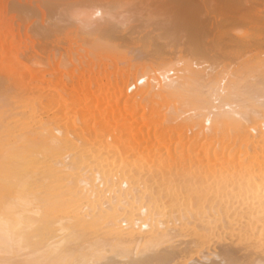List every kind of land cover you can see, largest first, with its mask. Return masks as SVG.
Instances as JSON below:
<instances>
[{
  "label": "bare ground",
  "instance_id": "bare-ground-1",
  "mask_svg": "<svg viewBox=\"0 0 264 264\" xmlns=\"http://www.w3.org/2000/svg\"><path fill=\"white\" fill-rule=\"evenodd\" d=\"M39 1L0 0V264H264V59L235 31L242 0L220 69L208 38L143 61L91 43L96 11L37 59Z\"/></svg>",
  "mask_w": 264,
  "mask_h": 264
},
{
  "label": "rangeland",
  "instance_id": "rangeland-1",
  "mask_svg": "<svg viewBox=\"0 0 264 264\" xmlns=\"http://www.w3.org/2000/svg\"><path fill=\"white\" fill-rule=\"evenodd\" d=\"M42 0L39 1V3H41ZM46 1V0H45ZM99 3H97V2ZM105 0H49L46 1L44 4L41 3V5L43 6V14L42 17L41 13L36 12V17L34 16L33 18H35V20H28V22L25 24V28L28 26L30 27V25H32L30 31L32 35H35L36 37H44L46 36L49 39L48 43H44V44H40L39 47L37 48L39 51V55L36 56L37 59H40L41 56L49 55L52 54L53 51L56 53V57L57 60L59 61L64 54V50L66 51V49L62 50L60 49V52H57V50L55 51L54 49V45L57 41V38L64 36V34L66 33H70L67 31H73L75 29L76 25H79L83 19L88 15V13L90 12L93 15H96L95 17H93V21L94 23H91V27L94 28V30H91V33H89L90 35L93 34L95 37L91 36V43L93 41L94 44L99 45L101 42L104 44H100V45H107L112 47L113 46V50H119L122 53H125L128 55H133L137 61L141 60L143 61L146 58H149L150 56H152L153 54L155 55L156 53H160V52H164L165 49L170 48L171 46H178L181 45L183 46L184 49H186V45L184 42H188V43H194V40L192 39H196L198 41L199 38H202L201 40L198 41V43H200V41H206L207 43L209 42V44L207 45L208 48L212 49V52H209L208 55L206 56V60L208 62V64H210L209 66H216L219 65L217 67V69L221 68V64H225L227 62H231L234 57L232 56H228L229 54L226 53V51H223L226 48V39H222V42L224 40L223 43H221L220 40H216L219 35L224 34L226 31L227 33L230 32L229 30L234 29L235 27H233L235 25V23H230L232 22V20L230 21V16H231V7L234 6L233 4L231 5L230 3H233V0H226L228 2H226L225 0H106L105 2H103ZM264 0H242L241 2H243V4H241L242 6V10L244 7V10L247 13V17H251L252 19H254V23H247L245 21V23H241L240 25L237 24L238 28H235L237 30H235L236 32H239L237 34L240 35H250L252 36L253 34V46L252 47L254 50L251 51L252 54L253 53H257L258 51V56L259 58H263L264 59ZM44 2V0L42 1ZM90 2V3H89ZM94 2V3H93ZM124 2V3H123ZM127 2V3H125ZM161 2V3H160ZM168 2V3H166ZM171 5H169L170 3ZM173 2V3H172ZM179 2V3H178ZM207 4H206V3ZM255 2V3H254ZM58 3V4H57ZM113 3V4H112ZM138 3V4H137ZM155 3V4H153ZM161 5H160V4ZM118 6H117V5ZM125 4V5H123ZM127 4V5H126ZM135 4V5H134ZM145 4V5H144ZM152 4V5H151ZM167 4V5H166ZM175 4V5H174ZM221 4V5H220ZM229 4V5H228ZM253 4V5H252ZM255 4V5H254ZM99 5V6H98ZM107 5V6H106ZM119 5L121 6V8L119 7ZM129 5V6H128ZM166 5V6H165ZM177 5V6H176ZM185 5V6H183ZM202 5V6H201ZM207 5V6H206ZM209 5V6H208ZM224 5V6H223ZM231 5V6H230ZM260 5V6H259ZM47 6V7H45ZM49 6V10L46 11L45 9H47ZM98 6V7H97ZM125 6V7H123ZM152 6V7H151ZM165 6V7H164ZM174 8H173V7ZM230 6V7H229ZM246 6V8H245ZM45 7V8H44ZM183 7V8H182ZM196 7V8H195ZM221 7V8H220ZM224 7V8H223ZM253 7V8H252ZM257 7V8H256ZM262 9H261V8ZM58 8V9H57ZM108 8V9H107ZM110 8V9H109ZM124 8V9H122ZM130 8V9H129ZM136 8V9H135ZM142 8L144 9L143 11L140 12V10H142ZM229 8V9H228ZM250 8V9H249ZM83 9V11H82ZM97 9V10H95ZM105 9V10H104ZM121 9V10H120ZM147 9V10H146ZM160 9V10H159ZM189 9V10H188ZM201 9V10H200ZM219 9V10H218ZM226 9V10H224ZM241 9V8H240ZM250 11H248V10ZM64 10V11H63ZM80 10V11H79ZM136 10V11H135ZM182 12H180V11ZM200 10V11H199ZM204 10V11H203ZM222 12H221V11ZM230 10V11H229ZM243 10V11H244ZM52 11V12H51ZM55 11V12H54ZM57 11V12H56ZM96 11V14H94ZM100 11V12H99ZM108 11V12H107ZM111 11V12H109ZM121 11V12H119ZM132 11V12H131ZM150 11V12H148ZM168 11V12H166ZM170 11V12H169ZM183 11L185 13H183ZM225 11V13H224ZM242 11V12H243ZM244 11V12H245ZM255 11V12H254ZM102 12H106L109 14H106L105 16H103ZM114 12V13H113ZM123 12V13H122ZM130 12V13H128ZM136 12V13H135ZM165 12V13H164ZM174 12V13H172ZM204 12V13H203ZM241 12V14H242ZM249 12V13H248ZM45 13V14H44ZM58 15H57V14ZM87 13V14H85ZM89 13V14H90ZM113 13V15H112ZM118 13V14H117ZM127 13V14H126ZM147 13V14H146ZM206 13V14H205ZM224 15H222V14ZM237 13V12H236ZM257 13V14H255ZM55 17H54V15ZM79 14V15H78ZM84 14V15H83ZM105 14V13H104ZM111 14V15H110ZM135 14V15H134ZM137 14V15H136ZM146 14V15H145ZM150 14V15H149ZM167 14V15H166ZM200 14V15H199ZM226 14V15H225ZM227 14H229L230 16H227ZM235 14V12L233 13ZM244 14V13H243ZM81 15V16H80ZM102 15V16H101ZM117 15V16H116ZM129 15V16H128ZM141 15V16H140ZM165 15V16H164ZM208 15V16H207ZM249 15V16H248ZM251 15V16H250ZM263 15V16H262ZM101 16V17H100ZM109 16V18L107 17ZM113 16V17H112ZM127 18H124V17ZM133 18H132V17ZM137 16V19L136 17ZM139 16V17H138ZM196 16V17H193ZM97 17V18H96ZM100 17V18H99ZM108 18L104 19V18ZM112 17V18H111ZM116 19H115V18ZM119 17V18H118ZM129 17V18H128ZM145 17V18H144ZM148 17V18H147ZM177 17V18H176ZM182 17V18H181ZM210 19H209V18ZM226 17V18H225ZM103 18L104 21H101ZM122 19L121 22H119L118 19ZM224 18L226 21H228L229 23H224ZM30 19V18H29ZM32 19V18H31ZM65 19V20H64ZM72 19V20H70ZM100 19V20H98ZM148 19V20H147ZM206 19V20H205ZM223 19V20H222ZM80 20H82L80 22ZM98 20V21H97ZM107 20V21H106ZM112 20V21H111ZM147 20V22L149 21V23H144ZM172 20V21H171ZM203 20V21H202ZM211 20V21H210ZM26 21V20H25ZM32 21V22H31ZM37 21V22H36ZM100 21V22H99ZM115 21V23H114ZM143 21V22H142ZM152 21V22H151ZM179 21V22H178ZM225 21V22H226ZM78 22V23H77ZM80 22V23H79ZM139 22V23H138ZM32 23V24H31ZM69 23V24H68ZM98 23L101 24V27L99 29ZM109 23V24H108ZM117 23V24H116ZM158 23V24H157ZM176 23V24H175ZM204 23V24H203ZM210 23V24H209ZM237 23V22H236ZM56 24V25H55ZM83 24V23H82ZM81 24V25H82ZM96 25V27L94 25ZM119 24V25H118ZM122 24V25H121ZM126 26H124V25ZM130 24V25H129ZM175 24V25H174ZM194 24V25H193ZM230 24H232L230 26ZM110 25V26H109ZM121 25V26H120ZM147 25V26H146ZM186 25V26H185ZM204 25V26H203ZM206 25V26H205ZM209 25V26H208ZM211 25V26H210ZM224 25V26H223ZM118 26V27H117ZM125 27L123 29V27ZM146 26V27H145ZM192 26V28H191ZM196 26V27H195ZM217 26V28L215 27ZM250 26V27H249ZM58 27V28H57ZM60 27V28H59ZM137 27V28H136ZM163 27V28H162ZM194 27V28H193ZM206 27V28H205ZM209 29H208V28ZM223 27V29H222ZM232 27V28H231ZM249 27V28H248ZM37 28V29H36ZM121 28V29H120ZM141 28V29H140ZM159 28V29H157ZM174 28V29H173ZM190 31H189V29ZM216 28V29H215ZM220 28L221 31L220 32ZM229 30H228V29ZM247 28V29H246ZM115 29V30H114ZM133 29V30H132ZM199 29V30H198ZM202 29V30H201ZM204 29V30H203ZM206 29V32H205ZM34 30V31H33ZM55 30V31H54ZM64 32H63V31ZM99 30V31H98ZM132 30V31H131ZM136 32H135V31ZM197 30V31H196ZM209 33H207L208 31ZM219 30V31H218ZM252 30V33L250 32ZM254 30V31H253ZM39 31V32H38ZM62 31V32H61ZM71 31V32H72ZM118 31V32H116ZM168 31V32H167ZM202 31V32H201ZM220 33H218V32ZM248 31V32H247ZM56 32V33H55ZM93 32V33H92ZM146 32V33H145ZM182 32V33H181ZM224 32V33H223ZM230 32V33H231ZM250 32V33H249ZM254 32V33H253ZM55 33V34H54ZM63 33V34H62ZM74 33V32H72ZM117 33V34H116ZM135 33V34H134ZM137 33V34H136ZM178 33V34H177ZM194 33V34H193ZM204 33L206 36L207 34H209V36L204 37L205 35L202 34ZM217 33V34H216ZM222 33V34H221ZM229 33V35H230ZM249 33V34H248ZM97 36H96V35ZM226 34V33H225ZM232 36H234L235 34L232 32ZM260 34V35H259ZM56 35V36H55ZM62 35V36H61ZM141 35V36H140ZM217 35V36H216ZM59 36V37H58ZM66 36V35H65ZM99 36V39H98ZM113 36V37H112ZM133 36V37H132ZM143 36V37H142ZM153 36V37H151ZM203 36V37H202ZM225 36V35H224ZM223 36V37H224ZM57 37V38H56ZM139 37V38H138ZM147 37V38H146ZM157 37H159L157 39ZM184 37V38H183ZM192 37V39H191ZM221 37V36H220ZM94 38V39H93ZM208 38V39H206ZM213 38V39H212ZM225 38H227L225 36ZM90 39V38H89ZM93 39V40H92ZM104 41H102V40ZM118 39V40H117ZM129 39V40H128ZM142 39V40H141ZM149 42H147L148 40ZM187 39V40H186ZM206 39V40H204ZM212 39V40H211ZM220 39V38H219ZM255 39V40H254ZM97 40V41H96ZM113 40V41H112ZM116 40V41H115ZM140 40V41H139ZM146 40V41H144ZM162 40V42H161ZM195 40V42H197ZM216 42L217 46L214 45L213 42ZM252 40V39H251ZM100 41V43H99ZM118 41V42H117ZM191 41V42H189ZM193 41V42H192ZM213 41V42H212ZM117 42V43H116ZM124 42V43H123ZM141 42V43H140ZM152 42V43H150ZM175 42V43H174ZM186 42V44H187ZM213 44H212V43ZM255 42V44H254ZM50 43V44H49ZM99 43V44H98ZM127 43V44H125ZM133 43V44H130ZM137 43V45L135 44ZM145 43V44H144ZM180 43V44H178ZM197 43V44H198ZM206 43V42H205ZM257 43V45H256ZM146 46H144V45ZM148 44L150 45L148 47ZM221 45V46H218ZM225 44V46H223ZM185 45V46H184ZM205 45V44H204ZM121 46V47H118ZM153 46V47H152ZM223 46V48H222ZM53 47V48H52ZM115 47H117L115 49ZM137 47V48H136ZM213 47V48H211ZM221 47L219 50L217 48ZM259 47V48H258ZM48 48V49H47ZM119 48H122L121 50ZM125 48V49H124ZM133 48V49H132ZM143 48V50H142ZM188 48V47H187ZM215 48V49H214ZM43 49V50H42ZM132 49V50H131ZM182 49V51L179 53L180 55H183V53L185 51L188 52V50H184ZM223 49V50H221ZM258 49V50H257ZM260 49V50H259ZM62 50V52H61ZM125 50V51H124ZM215 50V51H213ZM223 51L227 54L226 57L223 52L221 55L218 54L217 51ZM226 50V49H225ZM43 51V52H42ZM149 51V52H148ZM156 51V52H154ZM211 51V50H210ZM220 51V52H221ZM50 52V53H49ZM116 52V51H115ZM118 52V51H117ZM120 52V53H121ZM217 54V56L215 55V53ZM244 52V51H243ZM250 52V54L246 53L247 56L252 55ZM43 53V55H42ZM119 53V52H118ZM149 53V54H148ZM255 53V54H256ZM41 54V55H40ZM177 54V53H176ZM175 54V56H177ZM188 53H185L186 57ZM213 54V56H212ZM224 54V55H223ZM260 54V55H259ZM254 55V54H253ZM65 56V55H64ZM190 56V54L188 55ZM219 56V57H218ZM246 56V57H247ZM224 57V58H222ZM215 58L217 59L216 61H219L218 63L215 60ZM219 58V60H218ZM233 58V59H230ZM222 59V60H221ZM224 59V60H223ZM200 60V59H199ZM221 60V61H220ZM224 61V63H222ZM221 62V63H220ZM232 62H235V60H233ZM227 63V64H229ZM226 64V65H227ZM232 65H234V63H230ZM210 67V69H211ZM7 84V83H6ZM0 91L2 90V88L4 90H2L1 92L5 91H11V89L13 90L14 88H8L5 85H1L0 84ZM7 88V89H6ZM7 90V91H6ZM14 92V91H11ZM9 93V92H7Z\"/></svg>",
  "mask_w": 264,
  "mask_h": 264
},
{
  "label": "snow or ice",
  "instance_id": "snow-or-ice-1",
  "mask_svg": "<svg viewBox=\"0 0 264 264\" xmlns=\"http://www.w3.org/2000/svg\"><path fill=\"white\" fill-rule=\"evenodd\" d=\"M93 264H104L103 260L94 261ZM225 264H228V262H225Z\"/></svg>",
  "mask_w": 264,
  "mask_h": 264
},
{
  "label": "built area",
  "instance_id": "built-area-1",
  "mask_svg": "<svg viewBox=\"0 0 264 264\" xmlns=\"http://www.w3.org/2000/svg\"><path fill=\"white\" fill-rule=\"evenodd\" d=\"M134 89V88H133Z\"/></svg>",
  "mask_w": 264,
  "mask_h": 264
}]
</instances>
